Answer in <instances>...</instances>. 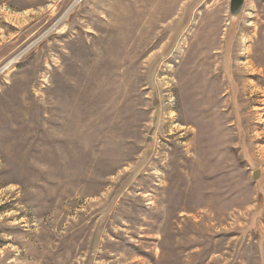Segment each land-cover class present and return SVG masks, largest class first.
Here are the masks:
<instances>
[{
	"label": "rangeland",
	"instance_id": "1",
	"mask_svg": "<svg viewBox=\"0 0 264 264\" xmlns=\"http://www.w3.org/2000/svg\"><path fill=\"white\" fill-rule=\"evenodd\" d=\"M0 264H264V0H0Z\"/></svg>",
	"mask_w": 264,
	"mask_h": 264
},
{
	"label": "bare ground",
	"instance_id": "2",
	"mask_svg": "<svg viewBox=\"0 0 264 264\" xmlns=\"http://www.w3.org/2000/svg\"><path fill=\"white\" fill-rule=\"evenodd\" d=\"M195 70L197 71V69H195ZM216 76H217L216 74H211V76H209L210 77L209 81L210 82L214 81L216 79ZM205 81H206V79H205ZM208 84L210 85V83H208ZM207 88H205L204 90L200 89L201 91L198 90L199 92L195 94L194 99H192L190 101V104L186 101L189 104V105L187 104L188 106H187L186 110H189L190 114H187L184 118H181L179 115H176V114H173L171 116L172 120L175 121V123L182 121V123L185 125L180 124L181 129H186V131L188 133L192 134V137L189 138V142L186 143L187 151L196 150L197 141L199 140V131H200L199 127H200L202 122H203V124H206L208 121L210 123L212 121V119H214V117H216V118H218V126L220 125L219 121L221 120V111L219 108L221 105L224 104L225 100L223 99V96L222 97L221 96H213L212 92L206 91ZM210 90H211V88H210ZM213 94H214V92H213ZM100 100H101V98H99V100H96V102L97 101L99 102ZM184 104H186V103L184 102ZM186 125H187V127H186ZM201 140H203V139H201ZM189 157H191V156H189Z\"/></svg>",
	"mask_w": 264,
	"mask_h": 264
},
{
	"label": "water",
	"instance_id": "3",
	"mask_svg": "<svg viewBox=\"0 0 264 264\" xmlns=\"http://www.w3.org/2000/svg\"><path fill=\"white\" fill-rule=\"evenodd\" d=\"M243 2L244 0H230V11L232 16H237L241 12ZM253 175L256 177L258 175V171H255Z\"/></svg>",
	"mask_w": 264,
	"mask_h": 264
}]
</instances>
